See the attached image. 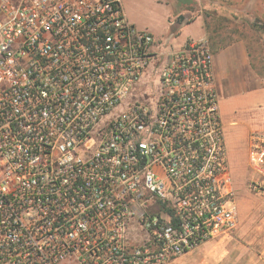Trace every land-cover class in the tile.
I'll return each mask as SVG.
<instances>
[{
  "label": "built area",
  "instance_id": "2783aa9c",
  "mask_svg": "<svg viewBox=\"0 0 264 264\" xmlns=\"http://www.w3.org/2000/svg\"><path fill=\"white\" fill-rule=\"evenodd\" d=\"M161 42L123 0H0V264H169L237 229L213 51ZM247 157L264 179L263 131Z\"/></svg>",
  "mask_w": 264,
  "mask_h": 264
},
{
  "label": "rangeland",
  "instance_id": "374dc122",
  "mask_svg": "<svg viewBox=\"0 0 264 264\" xmlns=\"http://www.w3.org/2000/svg\"><path fill=\"white\" fill-rule=\"evenodd\" d=\"M123 9L130 21L161 39L166 48L205 39L213 52L232 47L238 55L242 46L254 76L248 74L264 79V0H123ZM250 185L248 206H255L262 193ZM263 216L251 214L247 221L253 226ZM245 236L235 232L209 241L169 264H262L264 246Z\"/></svg>",
  "mask_w": 264,
  "mask_h": 264
},
{
  "label": "crops",
  "instance_id": "0c3cea01",
  "mask_svg": "<svg viewBox=\"0 0 264 264\" xmlns=\"http://www.w3.org/2000/svg\"><path fill=\"white\" fill-rule=\"evenodd\" d=\"M248 69L251 70L248 55L242 46L238 55L232 47L213 52V74L228 161L239 192V225L233 233L246 235V239L249 236L253 239L251 243L264 246V216L253 226L247 221L251 214H264V179L250 168L247 157L250 133L264 132V79L254 78V72ZM252 183L259 185L262 194L259 204L248 206V184Z\"/></svg>",
  "mask_w": 264,
  "mask_h": 264
},
{
  "label": "water",
  "instance_id": "95a60500",
  "mask_svg": "<svg viewBox=\"0 0 264 264\" xmlns=\"http://www.w3.org/2000/svg\"><path fill=\"white\" fill-rule=\"evenodd\" d=\"M180 20H182V17H179Z\"/></svg>",
  "mask_w": 264,
  "mask_h": 264
}]
</instances>
